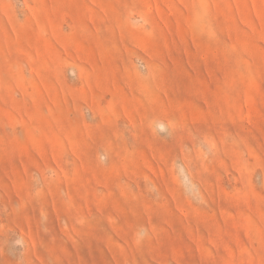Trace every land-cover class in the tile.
<instances>
[{"label": "rangeland", "instance_id": "obj_1", "mask_svg": "<svg viewBox=\"0 0 264 264\" xmlns=\"http://www.w3.org/2000/svg\"><path fill=\"white\" fill-rule=\"evenodd\" d=\"M0 264H264V0H0Z\"/></svg>", "mask_w": 264, "mask_h": 264}]
</instances>
